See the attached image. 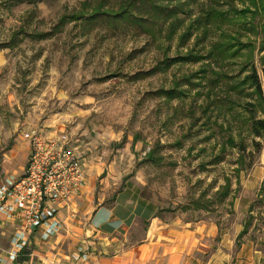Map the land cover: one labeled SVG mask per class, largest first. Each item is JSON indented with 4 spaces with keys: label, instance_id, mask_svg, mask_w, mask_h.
<instances>
[{
    "label": "rangeland",
    "instance_id": "1",
    "mask_svg": "<svg viewBox=\"0 0 264 264\" xmlns=\"http://www.w3.org/2000/svg\"><path fill=\"white\" fill-rule=\"evenodd\" d=\"M100 1L0 0V42L26 30L13 47L0 49V179L31 151L26 132L65 130L85 158L95 205L112 203L132 179L159 213L215 222L222 234L216 241L234 242L251 261V250L264 252V136L253 135L245 106L255 102L263 118L264 104L249 81L241 94L231 84L255 66L264 90V13L241 12L248 0H198L179 11L184 25L169 39L162 24L151 35L124 20L89 21ZM205 4L222 11L223 29L242 42L223 66L207 55L221 31L214 27L203 37L189 26ZM75 12L86 16L56 28ZM50 31L41 39L26 34ZM188 51L204 57L174 61ZM221 71L229 76L219 78ZM263 252L252 261L263 264Z\"/></svg>",
    "mask_w": 264,
    "mask_h": 264
},
{
    "label": "crops",
    "instance_id": "2",
    "mask_svg": "<svg viewBox=\"0 0 264 264\" xmlns=\"http://www.w3.org/2000/svg\"><path fill=\"white\" fill-rule=\"evenodd\" d=\"M29 155L30 151L22 166L11 174L7 172L9 178L24 172ZM132 181L116 193L112 203L95 205L94 185L88 175L83 196L75 203L77 217L71 218L61 206L53 222L58 225L57 232L44 238L46 228L41 226L32 236L31 245L15 260H5L3 256L13 247L16 229L8 217L4 218L0 227V264H60L86 250L88 264H257L252 259L260 258L261 249L252 248L248 256L252 262L248 261L246 254L237 253L234 242L216 241L220 230L215 222L167 217ZM244 229L245 226L238 237Z\"/></svg>",
    "mask_w": 264,
    "mask_h": 264
},
{
    "label": "built area",
    "instance_id": "3",
    "mask_svg": "<svg viewBox=\"0 0 264 264\" xmlns=\"http://www.w3.org/2000/svg\"><path fill=\"white\" fill-rule=\"evenodd\" d=\"M25 137L31 151L24 172L0 179V227L6 217L16 225L13 247L3 252L5 260L17 259L41 226L46 228L42 237L55 234L58 225L53 222L61 206L76 217L75 203L83 196L88 175L84 156L65 130L40 128ZM89 257L87 250L76 252L60 264H88Z\"/></svg>",
    "mask_w": 264,
    "mask_h": 264
},
{
    "label": "trees",
    "instance_id": "4",
    "mask_svg": "<svg viewBox=\"0 0 264 264\" xmlns=\"http://www.w3.org/2000/svg\"><path fill=\"white\" fill-rule=\"evenodd\" d=\"M30 1L38 2L41 0ZM106 1L107 0H101L96 6L92 7L90 14L87 16V19L89 21L95 22L96 20L101 18H108L110 20L112 19V24L117 26L116 24L120 20H124L130 25H135L142 28L145 32L151 35H154L155 33V26L157 24H162L167 28V38L170 39L177 32L178 28L184 25V19L179 15V11H185L186 5H189L190 7V4L195 3L198 0H118L115 6H107L105 4ZM248 1L250 3L249 7L241 9V12H251L254 13V15L264 13V0ZM85 7H87V4H85ZM85 16L86 13L82 12H75L70 15L65 14L60 17L56 28L65 25L68 21L78 20ZM222 19V11L217 6H208L205 4L204 6H202L201 13L195 16L192 24L189 25L191 29L194 25H196L198 29H201V34H203V37H206L214 27L221 31L220 39L210 45V50L207 54L215 59V62L218 66H223L224 63H226L227 59L235 57L236 52L233 50V48L236 46L235 43H237L238 45L242 43L239 36L228 32V30L223 29L221 25ZM160 21L162 23H159ZM252 27L255 28V25H253ZM191 29L187 28V30L185 29V32L181 34L180 39L182 43L186 42L187 36L190 33ZM25 31L26 30L24 28H21L11 37V39L5 42H0V49L13 47L18 41V35L24 33ZM51 33L52 32L50 31L35 33L27 32L26 34L41 39L49 36ZM203 57L204 56L199 53H195L194 51H188L187 54H179L177 57H175L174 61H198ZM228 76L229 73L226 71H221L219 73V78L224 79ZM246 81H249V83L254 87L253 93L256 94L259 103L264 104V90L262 87L260 76L255 66H252V72L251 74H248L246 76V79L236 80L235 82H232L231 87L233 90L237 91L238 94H241L244 91L241 86L247 83ZM173 91L174 90L172 89L168 90V95L170 93H173ZM247 104L252 106L250 108H247V106H245L246 110L251 113L250 116H248V118H250L252 121L251 131L255 137H262L264 136V117L258 118L256 116L255 102H248ZM244 151L245 149H243V153ZM147 155L148 159H154V154L152 150L149 151ZM230 187L231 186L229 181L223 186V190L220 192V194L223 197L227 196L229 194ZM247 229V226H245V229L241 234L246 232Z\"/></svg>",
    "mask_w": 264,
    "mask_h": 264
}]
</instances>
